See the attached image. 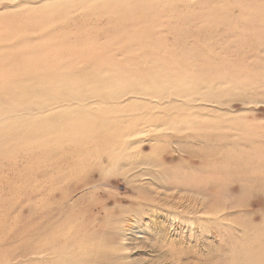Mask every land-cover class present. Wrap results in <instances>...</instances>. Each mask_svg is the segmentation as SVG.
<instances>
[{
	"label": "rangeland",
	"instance_id": "obj_1",
	"mask_svg": "<svg viewBox=\"0 0 264 264\" xmlns=\"http://www.w3.org/2000/svg\"><path fill=\"white\" fill-rule=\"evenodd\" d=\"M263 18L0 0V264H264Z\"/></svg>",
	"mask_w": 264,
	"mask_h": 264
},
{
	"label": "bare ground",
	"instance_id": "obj_2",
	"mask_svg": "<svg viewBox=\"0 0 264 264\" xmlns=\"http://www.w3.org/2000/svg\"><path fill=\"white\" fill-rule=\"evenodd\" d=\"M232 5V4H231ZM230 5V6H231ZM238 5V4H237ZM249 5V4H248ZM233 7H234V5H232ZM240 6V5H239ZM245 9V8H244ZM218 11V10H217ZM245 13V12H244ZM264 19V18H263ZM263 19H261L262 20V22L264 23V20ZM245 22V21H244ZM261 22V21H260ZM249 25V24H248ZM251 25V24H250ZM262 25V24H261ZM249 27V26H248ZM253 27V26H252ZM263 27V26H262ZM262 31V30H261ZM236 32H237V30H236ZM257 32V31H256ZM231 33V32H230ZM233 33H235V32H233ZM239 33H241V30L239 31ZM251 34V33H250ZM253 34V33H252ZM236 35V34H235ZM254 35H255V33H254ZM264 34H262V36H263ZM141 40V39H140ZM142 41V40H141ZM31 42V41H30ZM27 43V42H26ZM29 43V42H28ZM22 44H23V42L20 44V46H22ZM28 45V44H27ZM51 54V53H50ZM89 54V53H88ZM144 54V53H143ZM146 54V53H145ZM11 55V54H10ZM85 55V54H84ZM90 55H91V53H90ZM86 56V55H85ZM88 56V55H87ZM143 56V55H142ZM145 56V55H144ZM146 57V56H145ZM170 58V57H169ZM199 58H201V57H199ZM144 59H149L148 57L147 58H144ZM151 59V58H150ZM173 59V58H172ZM193 59H194V57H193ZM197 59V58H196ZM196 59H194L195 61H196ZM202 59V58H201ZM27 60H29V59H27ZM32 61V60H31ZM152 61V60H151ZM159 61H161V59L159 60ZM172 61V60H171ZM179 61V60H178ZM203 61H204V58H203ZM133 62V61H132ZM147 62V61H146ZM149 62V61H148ZM73 63H74V61H73ZM137 63V62H136ZM150 63V62H149ZM161 63H163V61H161ZM167 63H168V61H167ZM179 63V62H178ZM190 63V62H189ZM197 65H198V62H195ZM77 64V63H76ZM173 64V63H172ZM175 64V63H174ZM173 64V65H174ZM186 64H188V63H186ZM186 64H183V65H186ZM193 64V63H192ZM201 64H203V62H201ZM131 65V64H130ZM136 65V64H135ZM161 65V64H160ZM176 65V64H175ZM163 66V65H162ZM161 66V67H162ZM198 67V66H197ZM203 67V66H202ZM201 67V68H202ZM184 71V70H183ZM87 74H88V71H87ZM44 75V74H43ZM47 75V74H46ZM61 75V74H60ZM59 75V76H60ZM40 76V75H39ZM49 76H51V75H49ZM62 77H63V75H61ZM60 76V79L62 78ZM40 77H42V76H40ZM39 77V78H40ZM43 77H45V76H43ZM42 77V78H43ZM52 77V76H51ZM55 77H56V75H55ZM55 77H53V78H55ZM181 77V76H180ZM38 77H37V79H39ZM42 78H40V79H42ZM57 78V77H56ZM65 78V77H64ZM94 78H96V77H94ZM36 79V80H37ZM44 80H45V78H43ZM47 79V78H46ZM58 79V78H57ZM151 79V78H150ZM186 79H187V77H186ZM152 80V79H151ZM191 80V79H190ZM27 81H28V79H27ZM2 83V82H1ZM13 83V82H12ZM16 83H18V81L16 82ZM33 83V82H32ZM31 84V83H30ZM48 84V83H47ZM57 83H55V85H56ZM65 84H67L66 82L64 83V85ZM4 85V84H3ZM51 85V84H50ZM6 86V85H5ZM13 86V85H12ZM47 86H49V85H47ZM61 86H63V83H62V85ZM11 87V86H10ZM66 87H70V86H68V84H67V86ZM73 87V86H72ZM9 87H7V89H8ZM37 88V87H36ZM38 89V88H37ZM6 90V89H5ZM33 91V90H32ZM1 92V91H0ZM16 92V91H15ZM20 92V91H19ZM42 92H46V90L45 91H43V89H42ZM27 94H28V92H27ZM41 94V93H40ZM29 96V95H28ZM48 98V97H47ZM54 99H56L57 100V98H54ZM60 100V99H59ZM59 102V101H58ZM51 103H53V102H51ZM84 123H86V122H84ZM83 123V124H84ZM78 126L80 125V124H77ZM76 125V126H77ZM81 125H82V123H81ZM70 127V126H69ZM72 127V126H71ZM74 130V129H73ZM107 131V130H106ZM105 131V132H106ZM126 131H128V129L126 130ZM29 132H31V131H28V133ZM26 133V132H25ZM102 133H104V132H102ZM48 134V133H47ZM77 134V133H76ZM105 134H107V135H109V136H103V135H101V136H99L98 134H95L96 135V137L95 136H92L91 137V139L89 140V137L88 136H86V138H87V141H90V142H92L93 144H99L100 146L102 145V144H105L106 145V143H107V141H109V139L112 137H114V136H116V134L114 133V132H107V133H105ZM24 135V134H23ZM75 135V134H74ZM42 136V135H41ZM73 136V135H72ZM10 137V136H9ZM76 137V136H75ZM78 137V136H77ZM97 139H100V140H103L104 141V143L103 142H100L99 140H97ZM47 141H48V138H47ZM63 141V140H62ZM13 143V142H12ZM31 143V142H30ZM29 143V144H30ZM100 143H102V144H100ZM112 146V145H111ZM110 146V147H111ZM12 147V146H11ZM107 148V147H106ZM92 152V151H91ZM85 153V152H84ZM6 154V153H5ZM48 154H50V152L48 153ZM52 154V153H51ZM52 156V155H51ZM47 158H50V156L49 157H47ZM10 159V158H9ZM50 159H52V157L50 158ZM49 173V172H48ZM54 176V175H53ZM67 176V175H66ZM52 177V176H51ZM55 177V176H54ZM57 177V176H56ZM70 178V177H69ZM68 178V179H69ZM63 180H65V179H63ZM66 181V180H65ZM58 182V181H57ZM59 183V182H58ZM50 185V184H49ZM63 192H65V191H63ZM33 193V192H32ZM40 195V194H39ZM36 197V196H35ZM50 201V200H49Z\"/></svg>",
	"mask_w": 264,
	"mask_h": 264
}]
</instances>
